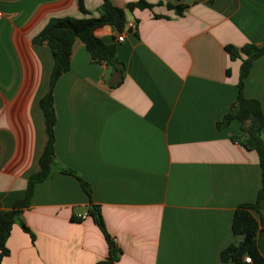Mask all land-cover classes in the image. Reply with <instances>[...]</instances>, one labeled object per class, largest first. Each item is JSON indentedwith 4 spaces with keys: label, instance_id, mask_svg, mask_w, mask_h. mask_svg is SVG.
<instances>
[{
    "label": "crops",
    "instance_id": "crops-1",
    "mask_svg": "<svg viewBox=\"0 0 264 264\" xmlns=\"http://www.w3.org/2000/svg\"><path fill=\"white\" fill-rule=\"evenodd\" d=\"M111 1L136 23L123 41L111 26L96 29L116 45L123 74L74 42L54 88V172L22 216L35 239L16 221L1 264L106 259L92 202L121 250L115 264H233L221 252L238 241L235 210L256 200L262 176L258 153L233 140L241 123L217 125L239 91L241 59L225 46L264 44V0H147L152 9L133 11L126 6L137 0ZM102 2L85 0L84 14L77 0H0V210L24 196L48 139L40 99L54 57L33 38L52 17H98ZM168 3L187 7L179 15ZM245 95L264 109V55Z\"/></svg>",
    "mask_w": 264,
    "mask_h": 264
},
{
    "label": "trees",
    "instance_id": "trees-1",
    "mask_svg": "<svg viewBox=\"0 0 264 264\" xmlns=\"http://www.w3.org/2000/svg\"><path fill=\"white\" fill-rule=\"evenodd\" d=\"M77 2L80 11L88 14L85 0H77ZM167 6L174 9L179 15L183 14L187 7L183 3H168ZM153 7L154 4L149 3L147 0H137L128 3L126 6L131 11L136 8L152 9ZM99 12L98 17H52L33 38L35 44H47L54 57L49 89L40 99L48 139L39 158L40 169L28 178L24 196L16 200L11 209L0 210V264L2 259L10 254L7 240L16 221H20L22 228L31 235L32 240L35 239L34 233L25 224L22 216L25 209L31 204L36 184L47 179L54 172L56 164L55 126L57 120L54 88L60 76L70 69L74 42L77 39L82 40L94 61L104 62L123 74L124 66L116 56V45L105 42L96 34V29L102 26H111L120 34L124 31L127 23L126 10L114 5L111 0H103ZM155 16L159 17V15ZM225 49L232 60L241 59L238 81L239 91L237 100L217 125L222 128L229 125L233 120H238L241 123L243 133L240 136H234L233 140L245 149L254 150L258 153L262 178L256 200L251 203L240 204L235 210L232 230L234 235L238 236V241L221 252V259L224 262H232L233 264H264V109L259 100L245 95L246 79L250 74L254 61L264 55V44L260 46L247 43L242 47L228 44ZM227 73H230V69L227 70ZM62 171L75 175L71 169H63ZM79 179L82 188L91 198L92 188L90 184L82 178ZM87 215L101 229L109 245L107 258L95 264H115L119 259L121 250L106 229L100 206L92 202ZM246 255L251 257L252 262L244 260Z\"/></svg>",
    "mask_w": 264,
    "mask_h": 264
},
{
    "label": "built area",
    "instance_id": "built-area-1",
    "mask_svg": "<svg viewBox=\"0 0 264 264\" xmlns=\"http://www.w3.org/2000/svg\"><path fill=\"white\" fill-rule=\"evenodd\" d=\"M136 27V23L134 22V21H130V22H127L126 23V26H125V29L126 28H130V29H134ZM117 40L118 41H123L124 40V31H122L119 35H118V38H117ZM86 217V215H79V218H85ZM244 260L246 261V262H252V259H251V257L249 256V255H246L245 257H244Z\"/></svg>",
    "mask_w": 264,
    "mask_h": 264
}]
</instances>
